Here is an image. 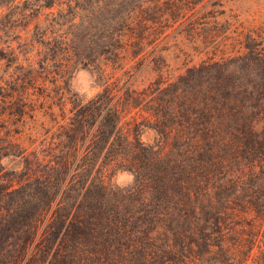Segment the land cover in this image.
Listing matches in <instances>:
<instances>
[{
    "label": "trees",
    "instance_id": "16d2710c",
    "mask_svg": "<svg viewBox=\"0 0 264 264\" xmlns=\"http://www.w3.org/2000/svg\"><path fill=\"white\" fill-rule=\"evenodd\" d=\"M3 4L46 9L41 66H88L98 89L46 110L40 168L24 156L26 172H0V264H264V56H244L239 79L194 78L221 57L166 70L158 42L187 30L175 0ZM128 105L152 115L165 150L120 130ZM117 168L131 186L107 182Z\"/></svg>",
    "mask_w": 264,
    "mask_h": 264
},
{
    "label": "rangeland",
    "instance_id": "374dc122",
    "mask_svg": "<svg viewBox=\"0 0 264 264\" xmlns=\"http://www.w3.org/2000/svg\"><path fill=\"white\" fill-rule=\"evenodd\" d=\"M6 1L19 4L21 0H0L1 173L24 169V156L28 167L40 168L32 159L44 149L39 145V136H48L46 129L51 117L44 114L46 110L54 116L62 106L69 113L75 101L85 100L98 89L95 74L88 66L70 63L59 70V62L55 60H47V65L41 66L46 56L51 57L47 54L50 50L46 48L39 57L34 39L42 30L47 10L41 9L38 13L25 6L8 10L3 4ZM158 1L168 6L170 0ZM175 1L186 10L182 28L187 27V30L174 38L176 29H170L168 41L164 43L163 38L158 42L157 47H165L166 70L178 74L193 62H210L221 57L224 62L220 67L211 65L194 71V78L202 75L213 79L226 74L239 79L243 69H234L244 56H264V0ZM35 13L38 19H43L38 29L34 25ZM152 119L144 109L128 105L120 111L119 127L129 140L138 139L145 145L165 150L164 137ZM105 178L110 185L120 188H127L134 182L133 173L125 168L113 169Z\"/></svg>",
    "mask_w": 264,
    "mask_h": 264
}]
</instances>
